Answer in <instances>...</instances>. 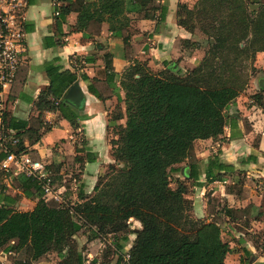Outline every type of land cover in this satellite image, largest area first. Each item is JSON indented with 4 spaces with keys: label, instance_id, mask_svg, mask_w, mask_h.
<instances>
[{
    "label": "trees",
    "instance_id": "obj_1",
    "mask_svg": "<svg viewBox=\"0 0 264 264\" xmlns=\"http://www.w3.org/2000/svg\"><path fill=\"white\" fill-rule=\"evenodd\" d=\"M58 1L69 3L59 9L58 29L69 15L78 13L74 30L86 39L99 37L103 24L108 22L114 38L125 44L124 59L132 62L120 81L126 113L118 105L111 116V134L115 137L111 145L116 165L124 164L127 169L110 166L111 174L99 177L92 194L80 189L75 205L47 201L33 178L13 177V186L36 202L30 212L16 210L18 197L3 196L4 172L0 171V256H7L9 264H48V256L54 253L61 264H86L84 250L76 242L85 230L92 238L113 236L117 251L122 253L130 241V222L135 220L142 228L128 260L121 256L117 264H226L228 256L238 252L231 244L238 245L240 241L223 234L225 220L215 214L216 201L208 207V214L214 215L208 223L193 216V204L188 198L190 187L201 186L203 174L195 142L218 140L224 135L228 110L249 87L247 64L264 53V2L258 10H251L250 0H199L192 8L180 5L178 24L193 39L177 41L175 46L205 53L197 66L184 74L179 66L181 60L164 62L165 69L154 72L148 62L136 59L139 48L132 44L130 23L124 15L125 0H100L95 11L85 0ZM159 1L136 0L145 18H153V13L160 11L159 22L163 23L168 9ZM112 59V55H105V66L96 68L93 81L86 75L82 77L89 82V92L102 102L115 94L117 75ZM77 80L71 72L56 74L38 103L41 112L59 111L75 129L79 128V117L69 115L64 95ZM19 89L15 83L12 94ZM252 101L264 111V88H259ZM125 118L126 125H118ZM31 122L8 121L18 141L12 152L32 153L25 141H34H30L32 145L41 140L34 123L38 122L47 132L52 130L44 124L42 115ZM246 131L251 129L247 127ZM87 161L94 163L96 158L88 155ZM84 163L83 158L77 157L72 167L78 164L82 169ZM183 165H187L190 174L183 173L184 181L173 189L171 174L180 175ZM48 168L53 171L55 183L64 178L63 168L71 169L66 163ZM231 171L234 167L222 164L218 158L211 159L206 172L208 183L222 182V173ZM227 193L241 199L248 196L242 184L227 187ZM224 210L231 220L255 217L264 223V209ZM256 248L259 249L258 243ZM244 254L252 256L247 250Z\"/></svg>",
    "mask_w": 264,
    "mask_h": 264
},
{
    "label": "crops",
    "instance_id": "obj_2",
    "mask_svg": "<svg viewBox=\"0 0 264 264\" xmlns=\"http://www.w3.org/2000/svg\"><path fill=\"white\" fill-rule=\"evenodd\" d=\"M55 1L58 3L57 7ZM99 1L85 0L86 4L92 7V11L96 10L95 6ZM125 1L124 15L130 23L128 29L132 33V44L139 48L136 56L138 61L148 62L154 72H161L165 69L164 62L181 60L179 66L186 74L204 58L205 53L201 50H184L175 46L177 41L187 42L193 39V35L178 24L179 6L187 5L192 8L199 0H160L158 3L168 9L163 23L159 22L160 11L153 13V18H145L136 0ZM68 4L58 0H28L24 25L26 41L21 54L22 65L16 80V88L20 89L15 95L11 91L9 96V119L6 121V129L9 133L16 134L8 127V121L30 125L33 119L42 115L44 124L52 127V130L47 132L45 128L39 127L38 122L34 123L32 126L40 130L41 140L32 145L31 142L34 141L26 140V148L32 152L33 157L48 166L63 165L66 163V157H73V164L75 158H83V171H79L82 183L80 189L83 188L85 194L90 195L105 168L115 163L111 145L115 138L111 134V116L118 105L122 113H126L125 104L122 102L125 93L120 88V81L132 62L124 59L125 44L122 39L114 38L108 22L103 24L101 35L95 39H86L83 33L74 30L79 19L78 13L69 15L63 27L58 29L55 13ZM107 54L113 57L117 78L114 97L102 102L89 92V82L84 81L82 77L86 75L93 81L96 68H104ZM65 72L77 75L78 80L75 83H79L84 95L80 104L65 101L69 115L79 117L78 129L73 128L59 111L41 112L38 107L40 96L50 87L51 79H54L56 74ZM253 84L254 80L236 104L228 110L224 135L218 140L195 142V151L203 174L199 181L201 186H193L188 198L193 204V216L208 223L214 217L213 214H208V207L213 200L216 201L215 214L225 220L222 226L223 234L232 241H240L238 245L231 244V248L237 247L238 252L229 255L226 264H264V223L255 217L231 220L224 210H244L248 207L264 209V111L252 101V96L256 94ZM118 125L125 126L126 118L118 122ZM247 127L251 129L250 132L246 131ZM29 128L28 126L27 129ZM77 150L83 152L78 153ZM88 155H94L96 161L89 163ZM213 158L234 167V171L222 173V182L208 183L206 172ZM75 165L76 169L80 167ZM183 167L181 174L187 169L190 172L187 165ZM64 170L63 168L62 174L67 172ZM19 175L22 174L16 168L8 173L4 172L3 196L18 197L17 211H33L36 202L25 198L13 186V177ZM236 184H242L244 189H247L246 199L227 193V187ZM80 189L78 193H74L72 205L79 202ZM62 190L67 189L63 187ZM260 232H263L262 239L257 237ZM247 234L248 236H245ZM257 243L259 249L256 248ZM244 250L249 251L252 256L247 257Z\"/></svg>",
    "mask_w": 264,
    "mask_h": 264
},
{
    "label": "built area",
    "instance_id": "obj_3",
    "mask_svg": "<svg viewBox=\"0 0 264 264\" xmlns=\"http://www.w3.org/2000/svg\"><path fill=\"white\" fill-rule=\"evenodd\" d=\"M55 6H58L56 1ZM27 7L28 0H0V171L8 173L16 168L20 174L37 181L47 201L64 203L63 193L56 191L53 171L31 154L12 152L18 141L15 133L6 129L8 99L22 65ZM59 15L57 10L55 16Z\"/></svg>",
    "mask_w": 264,
    "mask_h": 264
},
{
    "label": "rangeland",
    "instance_id": "obj_4",
    "mask_svg": "<svg viewBox=\"0 0 264 264\" xmlns=\"http://www.w3.org/2000/svg\"><path fill=\"white\" fill-rule=\"evenodd\" d=\"M263 2L264 0H250V3L252 4L251 10H253L252 8L255 7L256 5H258L260 8V5ZM259 8H254V9L258 10ZM247 67L249 69L245 73L249 76L250 84L254 80V84H253L254 93H258L259 88H260V85H259L260 81L264 80V54L263 53L258 54L256 57V61L254 63L249 62L247 64ZM254 67H255V70L253 71ZM67 158L68 160H66V166L68 165L69 167H71V169L70 171H67L64 168L65 169L64 171H67L65 172V174H62L64 178L62 180H58L56 183L54 180V184H55V188L57 192L58 190L61 191V189L65 187L68 191L66 190L67 191L66 192L62 190L63 192L62 191L61 192L63 194L61 195V197L63 198L64 202L73 203L74 202L73 195L74 193H78L80 186L82 185V183H80L81 174H79V171L81 170L83 171V167H81L82 169L80 168L76 169L75 166L72 167V165H74L72 163L73 157H66V159ZM112 165H116V163ZM110 166L106 167L104 172L100 176L107 177L108 175H110L111 174ZM116 166L120 170L127 169V166L124 164L120 166L118 165ZM73 169H75V171ZM181 179L184 180L182 174L180 175L176 173L171 174L170 180H171V186L173 189L177 188L178 184H180V181H182ZM66 183H68V185ZM67 187H69V189ZM191 189L192 187H190L189 189L190 193H191ZM130 223H131L130 235H129L130 241L129 243L125 245V251L122 253L117 251V248L115 246V239L113 236H107L104 238H92L89 230L88 229L85 230L77 238L76 242L78 243L80 250H84V257L86 259V264H117L121 256L123 257L124 261H127L128 253L134 245V242L137 237V232L142 228L141 224L135 220H131ZM262 235H263V232H260V234L257 237H260V239H262L263 238ZM237 249L238 248L235 247V252L238 251ZM94 251L96 253H94ZM48 258H49L48 264H61V259L58 257L57 254L52 253L48 256ZM0 264H9L7 261V256L5 255L0 256Z\"/></svg>",
    "mask_w": 264,
    "mask_h": 264
},
{
    "label": "water",
    "instance_id": "obj_5",
    "mask_svg": "<svg viewBox=\"0 0 264 264\" xmlns=\"http://www.w3.org/2000/svg\"><path fill=\"white\" fill-rule=\"evenodd\" d=\"M254 8H259L258 5H256L255 7H253V10H256ZM260 87L264 88V80L260 81ZM65 101L66 102H72V103H78L80 104L83 101L84 95L82 92V89L79 85V83H75L73 84L65 93L64 95ZM183 173H185L186 176H189L190 172L189 170H185Z\"/></svg>",
    "mask_w": 264,
    "mask_h": 264
}]
</instances>
